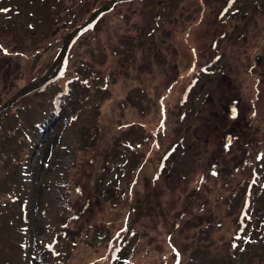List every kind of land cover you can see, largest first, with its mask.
<instances>
[{
    "label": "rangeland",
    "instance_id": "obj_1",
    "mask_svg": "<svg viewBox=\"0 0 264 264\" xmlns=\"http://www.w3.org/2000/svg\"><path fill=\"white\" fill-rule=\"evenodd\" d=\"M111 1L0 0V105ZM104 255L264 264V0L118 3L0 115V264Z\"/></svg>",
    "mask_w": 264,
    "mask_h": 264
},
{
    "label": "water",
    "instance_id": "obj_2",
    "mask_svg": "<svg viewBox=\"0 0 264 264\" xmlns=\"http://www.w3.org/2000/svg\"><path fill=\"white\" fill-rule=\"evenodd\" d=\"M130 0H112L108 4H105L96 13H94L84 24L75 29L74 33L70 36L67 43L62 47L61 53L59 57L56 59L54 64L52 65L50 71L43 76L40 80L33 82L22 89H20L11 99L6 101L4 104L0 105V115L11 108L14 104L18 102L19 99L28 96L41 89L48 82L54 80L59 74L62 72L65 66V61L69 55V52L72 46L76 43V41L89 29H91L99 20V18L109 12H111L114 7L121 2H128ZM59 65L58 69L57 66ZM56 71L53 73V71ZM53 73V74H52Z\"/></svg>",
    "mask_w": 264,
    "mask_h": 264
},
{
    "label": "trees",
    "instance_id": "obj_3",
    "mask_svg": "<svg viewBox=\"0 0 264 264\" xmlns=\"http://www.w3.org/2000/svg\"><path fill=\"white\" fill-rule=\"evenodd\" d=\"M62 83H66V82H62ZM62 85L65 87L64 84H62ZM67 85H66L65 88H68ZM55 108H56V101L54 99H50L49 110L50 111H54ZM78 151L81 152L80 150H78ZM79 156L82 157V158L85 157V155H82V156L79 155ZM80 164H82V162H80ZM108 257H109V255H104V256H101V257H99L97 259H93V260L89 259V260H87L85 262V264H112L115 259H107Z\"/></svg>",
    "mask_w": 264,
    "mask_h": 264
},
{
    "label": "flooded vegetation",
    "instance_id": "obj_4",
    "mask_svg": "<svg viewBox=\"0 0 264 264\" xmlns=\"http://www.w3.org/2000/svg\"><path fill=\"white\" fill-rule=\"evenodd\" d=\"M246 14V13H245ZM230 40H231V38H230Z\"/></svg>",
    "mask_w": 264,
    "mask_h": 264
}]
</instances>
